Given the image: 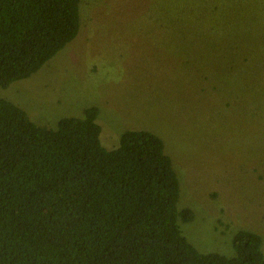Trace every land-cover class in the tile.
<instances>
[{"label": "rangeland", "instance_id": "obj_1", "mask_svg": "<svg viewBox=\"0 0 264 264\" xmlns=\"http://www.w3.org/2000/svg\"><path fill=\"white\" fill-rule=\"evenodd\" d=\"M76 36L0 98L34 122L99 109L100 139L160 136L179 180L182 234L233 256L246 229L264 253V0H80ZM46 122V125L44 123Z\"/></svg>", "mask_w": 264, "mask_h": 264}, {"label": "trees", "instance_id": "obj_2", "mask_svg": "<svg viewBox=\"0 0 264 264\" xmlns=\"http://www.w3.org/2000/svg\"><path fill=\"white\" fill-rule=\"evenodd\" d=\"M80 0H0V87L28 78L78 33ZM99 109L50 128L0 98V264H264L241 229L233 256L198 251L179 221V180L160 136L106 147ZM46 125V122L44 123Z\"/></svg>", "mask_w": 264, "mask_h": 264}]
</instances>
